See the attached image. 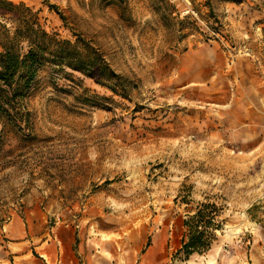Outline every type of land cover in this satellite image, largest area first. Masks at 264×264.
Masks as SVG:
<instances>
[{"label": "rangeland", "instance_id": "rangeland-1", "mask_svg": "<svg viewBox=\"0 0 264 264\" xmlns=\"http://www.w3.org/2000/svg\"><path fill=\"white\" fill-rule=\"evenodd\" d=\"M11 1L133 86L116 95L47 69L29 128L0 123V264L52 262L29 230L69 238L68 264H264V85L250 93L234 75L264 54V0H169V26L149 0ZM202 202L220 208L221 227L185 258L184 221ZM15 222L25 238L8 236Z\"/></svg>", "mask_w": 264, "mask_h": 264}, {"label": "trees", "instance_id": "trees-1", "mask_svg": "<svg viewBox=\"0 0 264 264\" xmlns=\"http://www.w3.org/2000/svg\"><path fill=\"white\" fill-rule=\"evenodd\" d=\"M106 5L123 0H103ZM165 26L175 18L169 13V0H149ZM62 19L57 6L51 5ZM0 123L2 132H23L29 128L27 100L38 86L43 71L79 72L107 87L116 95H127L131 82L117 73L102 53L79 37L75 42L48 32L38 11L24 3L0 0ZM220 208L202 202L194 214L184 221L185 232L177 254L185 258L207 253L220 229Z\"/></svg>", "mask_w": 264, "mask_h": 264}, {"label": "crops", "instance_id": "crops-1", "mask_svg": "<svg viewBox=\"0 0 264 264\" xmlns=\"http://www.w3.org/2000/svg\"><path fill=\"white\" fill-rule=\"evenodd\" d=\"M257 54H259L260 56H257L256 59H260V61H259V63H256V61L253 62L252 66L254 67V71L252 68V70H249V73L245 72V74H243L238 69L234 70V75H236V79L238 80V82H239V79L241 80V78H242L241 75H244L246 77V83L249 84L250 93H252L253 91L254 92L259 91L258 86L259 87L262 86V84H260V82L263 83V85H264V54L261 51L257 52ZM182 64L184 66V59H182ZM205 77H206V74L201 75L200 78L203 81H200V82L196 81V82H193V84H197V83L204 84V82H205L204 78ZM239 77H241V78H239ZM182 89H184V86L182 87ZM262 91H264V89ZM261 98H262V100H264V97H261ZM243 109H246L251 115H259L258 113H255L254 109L249 107V106H246ZM7 226H8V234H9L8 236L10 238L19 240V239L26 237L27 231L24 229V227L22 226V224L20 222H15V223L9 224ZM61 233L62 232H60V234H59V236H60L59 239H57L56 236L53 235L54 241L49 242L46 239L45 231L44 232L42 230L39 232H32L31 230L28 231V235L31 237L30 240H32L33 238L39 239L40 243L38 244L37 248L44 250V252L50 257V259L52 261L51 263H53V264H68L69 261L66 258L65 259L63 258L62 251L64 250L66 252V254H68V248L70 246V243L68 244L66 242L69 240V238L65 237V239H63L64 237L61 235ZM30 240H29V242H30ZM16 243H22V242L19 241ZM41 256H42V259H38V261H31V262L33 264H51L44 255L41 254ZM20 264H28V263L20 260Z\"/></svg>", "mask_w": 264, "mask_h": 264}]
</instances>
